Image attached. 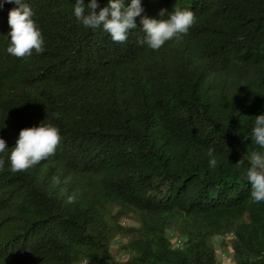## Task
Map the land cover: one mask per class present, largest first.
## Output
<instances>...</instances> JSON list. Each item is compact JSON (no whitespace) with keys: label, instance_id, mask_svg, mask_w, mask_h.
I'll use <instances>...</instances> for the list:
<instances>
[{"label":"trees","instance_id":"trees-1","mask_svg":"<svg viewBox=\"0 0 264 264\" xmlns=\"http://www.w3.org/2000/svg\"><path fill=\"white\" fill-rule=\"evenodd\" d=\"M24 2L44 51H6L18 5L0 0V264H221L216 236L233 264H264V201L245 175L251 153H264L251 139L264 114V0H140L123 43L78 21L76 0ZM174 8L195 15L186 36L159 50L138 43L142 16ZM42 122L60 130L55 156L11 172L20 130ZM129 214L137 226L117 224ZM114 225L131 235L123 261Z\"/></svg>","mask_w":264,"mask_h":264},{"label":"clouds","instance_id":"clouds-1","mask_svg":"<svg viewBox=\"0 0 264 264\" xmlns=\"http://www.w3.org/2000/svg\"><path fill=\"white\" fill-rule=\"evenodd\" d=\"M7 3H15L18 7L12 8L8 13V24L10 25V45L6 51L18 58H25L32 55L33 51L42 53L44 51V38L40 29L33 20V10L24 0H5ZM0 7H3L0 4ZM97 0H90L87 4V11L84 0H76L74 5V16L86 28L96 29L98 27L110 34L116 43H123L128 38L129 30L137 28L135 17L140 16L143 9L140 0H131L125 7L123 0H108V6L100 8L99 12ZM167 10L161 9L163 16ZM195 23L193 11L187 9L174 8L168 14L167 19H152L146 16L141 17V30L145 33L138 43L146 44L152 50H159L169 40H180L186 36L189 29ZM55 118H59V113H53ZM248 137V136H247ZM251 139L260 148H264V114L257 115L254 127L251 130ZM61 142L60 130L52 123H41L37 127L22 128L16 140V144L11 148L8 157L10 170L13 173L27 171L42 160L54 157L57 147ZM8 149L6 141L0 138V153ZM214 149L209 148V168L217 167V159ZM244 160L237 161V167H241ZM250 166L246 169L245 175L251 185V197L254 202L264 201V153L253 151L249 158ZM5 160L0 158V171L4 169ZM70 177L65 178V183ZM52 183H61L60 175L52 177ZM75 201L74 196L68 197V203Z\"/></svg>","mask_w":264,"mask_h":264},{"label":"rangeland","instance_id":"rangeland-1","mask_svg":"<svg viewBox=\"0 0 264 264\" xmlns=\"http://www.w3.org/2000/svg\"><path fill=\"white\" fill-rule=\"evenodd\" d=\"M118 207L113 206L111 207V218H114L118 212ZM117 224H119L121 227L126 228L129 226H137L138 223L134 218V215L129 214L127 216H122L117 220ZM113 238L111 242V251L115 258L119 261L126 260L128 258V254L124 249V246L128 243V241L131 239V235L125 230V229H117L114 225L113 230ZM168 233L172 236V241L174 245L180 244L179 235L176 233H173L172 230H168ZM214 245L216 249L217 259L221 264H233V251L231 248V245L229 243L228 239L222 240L220 236H216L214 238ZM80 264H87L85 261H82Z\"/></svg>","mask_w":264,"mask_h":264}]
</instances>
